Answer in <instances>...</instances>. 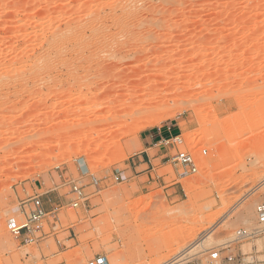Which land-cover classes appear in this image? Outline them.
I'll return each instance as SVG.
<instances>
[{
  "label": "rangeland",
  "instance_id": "rangeland-1",
  "mask_svg": "<svg viewBox=\"0 0 264 264\" xmlns=\"http://www.w3.org/2000/svg\"><path fill=\"white\" fill-rule=\"evenodd\" d=\"M128 1L0 0V223L21 220L20 203L35 195L64 206L60 228L38 244L0 230V264H90L98 256L110 264H229L241 252L264 260V234L235 241L238 231L263 229L264 0ZM117 45L118 61L110 56ZM90 46L106 67L120 59L132 69L119 83L125 117L91 141L36 142L33 130L48 118L88 105L64 88L68 67L82 59L73 49ZM77 77L78 86L100 81ZM103 99L109 107L110 96ZM168 127L196 157L197 174L181 175L165 142L152 145L148 170L134 169L143 139ZM18 139L35 140V154L25 142L12 154ZM74 182L88 196L77 210L69 207ZM216 249L221 258L211 262Z\"/></svg>",
  "mask_w": 264,
  "mask_h": 264
},
{
  "label": "bare ground",
  "instance_id": "bare-ground-1",
  "mask_svg": "<svg viewBox=\"0 0 264 264\" xmlns=\"http://www.w3.org/2000/svg\"><path fill=\"white\" fill-rule=\"evenodd\" d=\"M127 1V0H126ZM131 2H133L132 4H131ZM126 3V2H125ZM136 4V3H135ZM143 4H144V2L143 1H141V2H139L136 6H143ZM132 5H134V1L132 0H129L128 1V3H127V5L126 6H128L129 8L132 6ZM125 6V4H124V7H126ZM135 6V7H136ZM128 7H126V9L128 8ZM134 7V8H135ZM134 42V40L132 41V43ZM114 43H116V42H114ZM113 44V43H112ZM117 44V43H116ZM115 44V45H116ZM121 44V43H120ZM119 44V45H120ZM101 45V44H100ZM99 45V46H100ZM114 45V44H113ZM93 46V45H92ZM128 46V45H127ZM97 47V46H96ZM89 47V48H84V50L83 51H81V52H79V53H77L78 52V50L77 51H75V49H77V48H72L74 51H72V54H74L73 52H76L75 53V55H78L79 54V56H81L82 55V59H80V62L79 63H77V64H74V63H76V61L73 63L72 62V64L68 67V73H66V74H68V80H70V79H72L71 80V82L73 81V83H71L70 81H65V82H69L68 83V85H67V88H64L65 90V92H66V95H70L72 98H70V96H69V98L68 99H70V100H72L74 97H75V95L77 94V95H79V96H85V100H84V102H89L88 103V105L86 106V107H84V108H82V109H77L76 108V110H74L73 111V109H72V105L71 104H73L71 101H70V103L71 104H69L67 101L68 100H66L65 101V103L67 102L69 105H70V108L72 109V110H66L65 111V113H63V114H59V112H58V114L59 115H57L56 116V114H55V116L53 115V117L52 118H48L47 120H46V123H44V125H47L46 127L43 125V127H45V128H35L34 130H33V132H34V134L33 133H31V134H33V135H31L33 138H35V140L37 139V138H39L42 142H41V144H44L45 142L46 143H52V145H53V142H55L56 140H58V142H59V140H63V139H69L70 141L72 140H76V142H78L77 140H79V138H82V140L84 139V141L86 142L87 140H89V141H91V139H93L94 140V138L96 137H94V135L96 134V135H98V136H100L101 134V132H102V130H104V128L106 127V126H109L110 124L112 125V122L113 123H115V121L117 122L118 120H120L124 115L122 114V111L124 110V109H122V111L121 112H119L120 110H118L119 109V89H120V87H122V86H120V79H122L121 78V74L123 75V73H124V70H125V68L126 67H128L126 64V67H125V65L123 64V66H120V64H118L119 62L121 63V60L119 59V62L117 63L116 61V65L114 66V67H109V65H107L108 67H106V64L104 65V64H102V63H99L96 59H94V56H95V54L96 53H98L97 52V48H99V47ZM111 47V46H110ZM124 47V46H123ZM126 48V47H125ZM125 48H124V50H125ZM57 49V48H56ZM116 49V48H115ZM123 49V48H122ZM122 49H118V45H117V49L115 50V53L113 52L112 53V55H111V51H110V56L112 57L113 56V59L115 60V59H117V61H118V56H120V53H122ZM100 50V49H99ZM112 50V49H111ZM114 50V49H113ZM33 51V50H32ZM50 51V50H49ZM52 51V50H51ZM50 51V52H51ZM54 51V50H53ZM56 51V50H55ZM54 51V52H55ZM66 51V50H65ZM68 51H70V49H68L67 50V52H65V53H68ZM49 52V53H50ZM100 52V51H99ZM33 53H35V52H33ZM33 53H32V55H33ZM58 53H59V51H58ZM54 54V53H53ZM61 54H63V53H61ZM71 54V52H70V55H72ZM50 55V54H49ZM57 55V54H56ZM64 55V54H63ZM69 55V56H70ZM98 55V54H97ZM96 55V56H97ZM42 56V55H41ZM58 56H59V54H58ZM60 56H62V55H60ZM39 57V56H38ZM49 57V56H48ZM27 58H28V56H27ZM36 58V57H35ZM46 56H45V59L44 58H40L41 59V61L44 59V61H42V62H46L47 60H46ZM60 58V57H59ZM120 58V57H119ZM28 59H30V58H28ZM28 59H27V61H28ZM40 59L38 60L39 62H40ZM112 59V60H113ZM37 60L35 61V62H37ZM46 60V61H45ZM111 60V59H110ZM73 61V60H72ZM31 62V61H30ZM38 62V63H39ZM100 62H102L101 60H100ZM105 62V61H104ZM103 62V63H104ZM37 63V64H38ZM47 63V62H46ZM46 63H44V64H46ZM106 63V62H105ZM41 65V64H40ZM114 65V64H113ZM121 65H122V63H121ZM43 66V65H42ZM111 66V65H110ZM106 67V68H105ZM128 68H130V67H128ZM104 69H105V71H104ZM106 69H110V70H108V71H106ZM126 70H127V68H126ZM129 70V72H130V70H132V69H128ZM127 70V71H128ZM106 72H108V74H106ZM62 73V72H61ZM65 74V75H66ZM85 75L86 76V78L88 77V78H91L92 76H94V77H96V81H97V77L98 78H100V81L98 80V82H92L93 84H90L91 82H89L88 83V80H87V85H81V86H78L79 84H78V82L80 81V77H77V76H79V75ZM106 76H105V75ZM63 75H64V73H63ZM60 76V75H59ZM67 77V76H66ZM76 77H77V79L79 80H77L76 79ZM82 79V78H81ZM92 79H93V77H92ZM66 80V79H65ZM74 80H77L78 82L76 83V81H74ZM89 81H90V79H89ZM93 81V80H92ZM75 82V83H74ZM123 82V81H122ZM127 82V81H126ZM78 84V85H77ZM122 84V83H121ZM128 84V83H127ZM64 86V85H63ZM125 86H126V84H125ZM125 86H124V88H125ZM136 86V85H135ZM138 86V85H137ZM131 87V86H130ZM134 87V86H133ZM126 89V88H125ZM124 89V90H125ZM127 89H129L128 87H127ZM133 89V88H132ZM131 90V89H130ZM135 90V89H134ZM63 91V90H62ZM64 91L62 92V93H64ZM91 92H95V96H96V98L97 99H92V100H94V101H92V100H86V96L89 94V93H91ZM65 94V93H64ZM94 93H92V95H93ZM61 95V93L58 95V96H60ZM63 95V94H62ZM65 95V96H66ZM89 95H91V94H89ZM107 95H109L110 96V102H109V104H108V106L109 107H103L102 106V103H101V99L102 100H105V99H103L105 96H107ZM94 96V95H93ZM57 97V96H56ZM62 97V96H61ZM61 97H59V99H58V101H59V103H57V102H55V104L53 103V101H52V103L54 104V108H55V106H59V104L61 103L60 101H61ZM63 97H64V95H63ZM62 97V98H63ZM67 98V97H66ZM81 98V97H80ZM42 101H43V99H41ZM40 100V101H41ZM64 98H63V102H64ZM78 100V99H77ZM44 101H46V100H44ZM43 101V102H44ZM48 101V100H47ZM46 101V102H47ZM56 101V100H55ZM73 101H74V99H73ZM66 103V104H67ZM15 104H18V103H15ZM45 104V103H44ZM68 104H67V106H68ZM61 105H64V103H62ZM66 105H65V107H64V110L65 109H69V108H66L67 107ZM52 107V106H51ZM69 107V106H68ZM124 107V106H123ZM125 107H128V106H125ZM129 108V107H128ZM57 109H58V107H57ZM61 109V108H60ZM61 110H63V108L61 109ZM60 110V111H61ZM58 111V110H57ZM130 111V110H129ZM64 112V111H63ZM57 113V112H56ZM123 113H125V112H123ZM128 115H129V113H127ZM125 117V116H124ZM51 119V120H50ZM42 124H43V122H42ZM48 124H51L50 126H48ZM39 125V124H38ZM41 125V124H40ZM39 125V126H40ZM32 127V126H31ZM34 127V126H33ZM36 127V126H35ZM107 128V127H106ZM32 131V130H31ZM30 132V131H29ZM29 134V133H28ZM100 134V135H99ZM52 137H57V138H54V139H56V140H54L53 142L51 141L50 142V140H51V138ZM90 138V139H89ZM22 139V138H21ZM21 139H20V141H19V139L14 143V142H12L10 145L11 146H9V147H12L13 149H11V148H9V149H11V153L12 154H14V155H17V154H19L18 152H17V150L18 151H20V149H18V146L19 145H21V144H23L24 142H25V140L27 139H25V140H23V141H21ZM53 139V138H52ZM87 139V140H86ZM34 140V141H35ZM38 140V139H37ZM36 140V142H39V141H37ZM81 140V139H80ZM79 140V141H80ZM82 140L80 141V142H82ZM34 141H32V142H28L29 144H31L30 146H28L27 144H26V142H25V144L31 149V151L30 150H26L27 149V147H26V149H24L23 147H22V145H21V147H22V149H24L25 151H28V152H26L27 154L29 153V152H32L33 153V151H36L37 150V148L36 147H38V146H36L35 144H34ZM72 141H71V143H72ZM88 141V143H90ZM62 142V141H61ZM65 142V141H64ZM69 142V141H68ZM74 142V141H73ZM75 142V143H76ZM46 143H45V145H46ZM57 143V142H56ZM60 143V142H59ZM65 143H67V142H65ZM83 143V142H82ZM8 145H9V143H8ZM8 145H7V147H8ZM38 145V144H37ZM40 145V144H39ZM52 145L50 146V147H52ZM44 146V145H43ZM20 147V146H19ZM46 147V146H45ZM47 147H48V145H47ZM49 147V148H50ZM43 149H45V148H43ZM22 151V150H21ZM42 151H44V150H42ZM47 151H48V149H47ZM47 151L45 150V152H42V153H47ZM7 152H8V150H7ZM16 152H17V154H16ZM50 152V151H49ZM10 153V152H9ZM8 154V153H7ZM11 154V155H12ZM31 154V153H30ZM33 154H35V153H33ZM39 154V153H38ZM38 154H36V155H38ZM9 155V154H8ZM24 155V154H23ZM22 155V156H23ZM29 155V154H28ZM40 155H42L41 153H40ZM10 156V155H9ZM35 156V155H34ZM33 156V157H34ZM26 157V156H25ZM28 157V156H27ZM23 158V157H22ZM29 158V157H28ZM35 158H36V156H35ZM30 159V158H29ZM31 160V159H30ZM242 218L243 219H245V220H247V216L246 215H242ZM260 227V226H259ZM260 230H262V229H260Z\"/></svg>",
  "mask_w": 264,
  "mask_h": 264
},
{
  "label": "built area",
  "instance_id": "built-area-1",
  "mask_svg": "<svg viewBox=\"0 0 264 264\" xmlns=\"http://www.w3.org/2000/svg\"><path fill=\"white\" fill-rule=\"evenodd\" d=\"M165 145L171 147L176 154L172 157L174 163L180 166L184 172L181 175H194L198 172V162L196 157L187 151H183L180 147L184 144L181 135L172 136L165 141ZM203 155L207 151L202 152ZM116 182L122 181V177L117 173L114 176ZM92 184L97 186L99 181L96 178L92 179ZM71 195L69 207L77 210L81 209L88 202V196L80 183H71ZM64 206L57 205L52 211L48 212L44 208L43 200L40 195H35L20 203L21 215L23 218L9 219L5 225L0 223V230L5 229L14 235L15 239L19 240L24 245L38 244L51 237L61 226L60 211ZM257 222L262 230H241L238 231L235 241L243 242L246 240L255 239L264 234V204L257 208ZM48 230V231H47ZM247 257V258H246ZM253 254L239 253V255H231L226 258L229 264H264V260H260ZM210 261L217 262L221 258V251L212 250L210 252ZM251 259L247 261V259ZM90 264H110L108 259L103 256H98L90 262Z\"/></svg>",
  "mask_w": 264,
  "mask_h": 264
},
{
  "label": "crops",
  "instance_id": "crops-1",
  "mask_svg": "<svg viewBox=\"0 0 264 264\" xmlns=\"http://www.w3.org/2000/svg\"><path fill=\"white\" fill-rule=\"evenodd\" d=\"M175 130V129H174ZM172 129L170 127H168L166 130L164 131H158L154 134H150L149 136L145 137L143 139V148L144 151L142 153H140V156L138 157V162L140 163L139 166H136V162L134 161V169L138 170V169H142L147 167V170L150 168L151 164H152V160L150 157V153L149 151L152 149V145L154 147H160L162 145H164V141L172 136H177L179 134H175L172 135ZM153 171H155V169H153ZM150 173V171L148 172ZM151 174V173H150ZM43 200V204H44V208L46 211L50 212L54 209V207L57 206L58 202H60L58 197H55L54 195H46V197H42ZM63 201V200H62ZM68 242H70V240H68Z\"/></svg>",
  "mask_w": 264,
  "mask_h": 264
}]
</instances>
